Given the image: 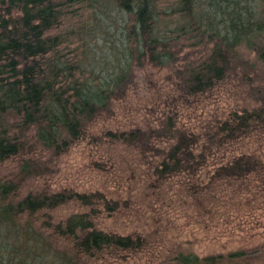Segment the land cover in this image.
Segmentation results:
<instances>
[{"label":"trees","instance_id":"trees-1","mask_svg":"<svg viewBox=\"0 0 264 264\" xmlns=\"http://www.w3.org/2000/svg\"><path fill=\"white\" fill-rule=\"evenodd\" d=\"M262 43L264 0H0V166H16L0 179V264H95L147 247L143 236L98 227L101 214L126 208L105 193L53 191L45 183L23 193L81 145L154 158L153 186L219 165L209 187H264V162L236 153L264 140V101L229 111L202 135L175 127L179 102L235 81L234 71L247 65L241 49L260 54ZM161 71L172 96L161 104L160 129L105 128L112 107L139 97L150 74ZM67 206L76 212L57 219ZM170 262L250 260L177 253Z\"/></svg>","mask_w":264,"mask_h":264},{"label":"rangeland","instance_id":"rangeland-1","mask_svg":"<svg viewBox=\"0 0 264 264\" xmlns=\"http://www.w3.org/2000/svg\"><path fill=\"white\" fill-rule=\"evenodd\" d=\"M258 45L262 46L260 54L241 49V61L247 65L243 63L234 71L235 81L188 104L179 102L175 127L202 135L229 111L249 109L264 101V43ZM166 76L165 71L150 74L139 97L112 107L115 116L105 128L160 129L157 120L164 110L161 104L172 96L167 94ZM240 152L253 153L264 162V140L243 145L236 153ZM151 160L154 158H143L120 147L97 150L81 145L56 163L45 182L30 183L23 193L42 188L45 183L53 191H98L125 202V209L110 216L101 214L98 227L143 236L148 245L138 253H121L95 264H173L170 259L177 253L199 258L241 253L249 256V264H264V187L255 182H218L209 187L207 178L219 165L196 173L194 178L178 176L153 186L155 161ZM15 170L13 161L4 163L0 179L12 177ZM75 212L76 208L67 206L55 217L64 219Z\"/></svg>","mask_w":264,"mask_h":264}]
</instances>
